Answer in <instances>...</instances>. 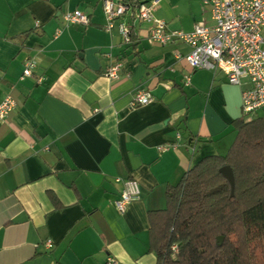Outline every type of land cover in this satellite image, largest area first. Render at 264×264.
<instances>
[{
  "label": "crops",
  "instance_id": "crops-1",
  "mask_svg": "<svg viewBox=\"0 0 264 264\" xmlns=\"http://www.w3.org/2000/svg\"><path fill=\"white\" fill-rule=\"evenodd\" d=\"M203 2L160 0L155 17L190 32L212 25ZM75 10L90 23L67 25ZM121 24L133 27L131 44ZM105 25L102 0H0V102L17 105L0 121V264H157L150 214L201 160L227 155L234 122L248 120L245 85L191 69L189 45L150 44L149 25L129 16L111 33ZM29 60L33 76L21 80ZM115 62L123 68L111 80ZM142 91L153 101L133 107ZM128 179L141 196L120 213Z\"/></svg>",
  "mask_w": 264,
  "mask_h": 264
},
{
  "label": "trees",
  "instance_id": "trees-1",
  "mask_svg": "<svg viewBox=\"0 0 264 264\" xmlns=\"http://www.w3.org/2000/svg\"><path fill=\"white\" fill-rule=\"evenodd\" d=\"M234 127L227 155L201 160L168 188L166 208L150 214L157 264H264V119ZM224 166L234 172L233 196Z\"/></svg>",
  "mask_w": 264,
  "mask_h": 264
},
{
  "label": "built area",
  "instance_id": "built-area-1",
  "mask_svg": "<svg viewBox=\"0 0 264 264\" xmlns=\"http://www.w3.org/2000/svg\"><path fill=\"white\" fill-rule=\"evenodd\" d=\"M160 0H102L106 17L105 29L111 33L118 20L129 16L133 21L149 25L147 40L150 44L166 46L182 42L190 46V53L184 58L193 70H209L223 73L232 85H245L242 93V111L253 116L264 107V0H204L209 8L212 25L196 24L190 32L171 30L165 21L155 17V7ZM67 25H88L90 18L81 10L64 15ZM125 44L134 40L133 27L120 25ZM36 64L25 63L21 80L33 76ZM120 62L113 63L105 76L111 80L120 78ZM42 78H39V82ZM185 85L191 84L190 75L184 77ZM153 101L148 91L139 92L133 107L145 106ZM16 102L8 95L0 102V121L6 120L16 108ZM250 118V119H252ZM164 148V147H163ZM141 186L135 179H128L116 201L120 213L134 201L140 199ZM47 248L53 243L47 241ZM177 252V247L173 246ZM103 264H119L109 258Z\"/></svg>",
  "mask_w": 264,
  "mask_h": 264
},
{
  "label": "water",
  "instance_id": "water-1",
  "mask_svg": "<svg viewBox=\"0 0 264 264\" xmlns=\"http://www.w3.org/2000/svg\"><path fill=\"white\" fill-rule=\"evenodd\" d=\"M220 173L229 181L231 185V195H234L235 191V176L233 169L230 166H224L220 169ZM223 237L218 238V242L222 243Z\"/></svg>",
  "mask_w": 264,
  "mask_h": 264
},
{
  "label": "rangeland",
  "instance_id": "rangeland-1",
  "mask_svg": "<svg viewBox=\"0 0 264 264\" xmlns=\"http://www.w3.org/2000/svg\"><path fill=\"white\" fill-rule=\"evenodd\" d=\"M244 117H245L246 119H250V118H252L251 115H244Z\"/></svg>",
  "mask_w": 264,
  "mask_h": 264
}]
</instances>
